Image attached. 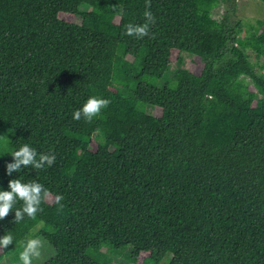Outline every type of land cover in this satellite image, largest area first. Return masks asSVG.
I'll return each instance as SVG.
<instances>
[{"label": "trees", "instance_id": "1", "mask_svg": "<svg viewBox=\"0 0 264 264\" xmlns=\"http://www.w3.org/2000/svg\"><path fill=\"white\" fill-rule=\"evenodd\" d=\"M235 5L151 0L138 39L122 33L145 0H0V190L19 178L64 197L0 220L14 236L0 262L41 236L55 251L41 264H264V17ZM90 96L111 103L74 120ZM25 143L55 163L7 175Z\"/></svg>", "mask_w": 264, "mask_h": 264}, {"label": "clouds", "instance_id": "2", "mask_svg": "<svg viewBox=\"0 0 264 264\" xmlns=\"http://www.w3.org/2000/svg\"><path fill=\"white\" fill-rule=\"evenodd\" d=\"M151 7V0H145V11L143 13L144 22L142 24L128 23L125 25V31L122 35L135 36L143 38L150 36L151 26L155 24L153 13L148 10ZM116 10V7L113 8ZM123 11L121 10V15ZM111 103L109 99L98 96H90L79 109L72 113L74 120L83 118L86 122H91L93 118L98 117L101 112ZM13 162L6 164V174L11 176L13 172L19 173L22 168H32L35 170L44 169L45 166H52L56 157L53 153H41L25 143L11 153ZM7 191L0 190V220L5 219L18 202H22L21 207H15L13 223H20L25 216L29 219H35L37 214L43 209L41 204L45 200L53 201L58 206V211H62L64 197L60 194L53 196L41 183L37 181L22 182L15 178L8 181ZM14 236L11 232L0 237V250L6 249L13 244ZM46 241L39 237H30L22 244V250L19 252V261L21 264H34L35 261H41L43 249Z\"/></svg>", "mask_w": 264, "mask_h": 264}, {"label": "rangeland", "instance_id": "3", "mask_svg": "<svg viewBox=\"0 0 264 264\" xmlns=\"http://www.w3.org/2000/svg\"><path fill=\"white\" fill-rule=\"evenodd\" d=\"M236 16L242 17L244 19H250L251 21L255 18H263L264 17V1L261 0H236ZM230 10V7L228 5L224 4L223 2H220L213 10V16L216 18H221L225 10ZM66 19H75L73 14L65 13L63 15ZM250 52V50H249ZM177 52L173 51L172 53V60L176 58ZM183 57V65H185L188 69L191 71H197L200 67L199 62L195 58H193L190 55L182 54ZM251 59H254V55L251 54ZM41 225V222L37 223L31 230L30 234L33 233L39 226ZM44 241H46L41 236H36ZM20 244V243H19ZM17 245V244H16ZM130 250V248L127 249V251ZM43 256L41 261H35L34 264H41L48 258H50L54 254V249L51 245L48 244L46 241L45 248L42 250ZM145 254H141L138 257V262L141 261L142 257ZM0 264H13L11 261L10 256H5L3 260L0 262ZM112 264H133L129 260H127L122 255H114ZM160 264H166V258H164Z\"/></svg>", "mask_w": 264, "mask_h": 264}]
</instances>
